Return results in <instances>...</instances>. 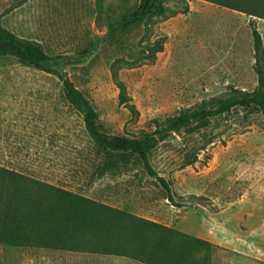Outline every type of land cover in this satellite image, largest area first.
I'll use <instances>...</instances> for the list:
<instances>
[{"label": "rangeland", "instance_id": "374dc122", "mask_svg": "<svg viewBox=\"0 0 264 264\" xmlns=\"http://www.w3.org/2000/svg\"><path fill=\"white\" fill-rule=\"evenodd\" d=\"M144 1L0 0V17L41 43L48 65L67 73L111 134L150 132L154 119L256 86L253 18L208 0H162L164 15L148 20L152 0ZM253 22L264 44V24ZM158 38L163 47L149 58L145 44ZM112 70L137 115L119 102ZM149 158L173 202L137 158L98 150L57 75L0 56V166L207 239L211 264H232L224 208L264 172L263 116L233 107L160 142Z\"/></svg>", "mask_w": 264, "mask_h": 264}, {"label": "trees", "instance_id": "16d2710c", "mask_svg": "<svg viewBox=\"0 0 264 264\" xmlns=\"http://www.w3.org/2000/svg\"><path fill=\"white\" fill-rule=\"evenodd\" d=\"M101 1L97 0L98 7ZM208 1L244 12L253 19L264 18V0ZM149 6L151 10L143 7L142 11L148 20L151 14L164 15L166 7L162 0H152ZM253 19L250 25L256 86L251 90L231 86L224 96L203 99L180 108L175 114L154 119L152 131L139 135L111 134L104 130L99 113L87 96L66 72L48 65L50 55L41 43L8 29L1 17L0 56H12L19 62L57 75L64 98L81 114L85 129L98 150L123 160L137 158L173 202L167 180L151 165V150L175 133L197 128L236 106L250 108L264 118V44ZM162 47L163 38L145 44L149 58ZM112 79L119 90V102L132 115H137L126 85L115 70H112ZM0 244L120 255L145 264H211L213 251V243L207 239L3 166H0Z\"/></svg>", "mask_w": 264, "mask_h": 264}, {"label": "crops", "instance_id": "0c3cea01", "mask_svg": "<svg viewBox=\"0 0 264 264\" xmlns=\"http://www.w3.org/2000/svg\"><path fill=\"white\" fill-rule=\"evenodd\" d=\"M257 19L264 24V18ZM224 211L228 213L226 233H231L230 236L226 234L225 243L226 251L231 253V263H242L251 258L255 264H264V172L248 184L236 199L226 204ZM243 241H250L249 246ZM0 264L145 263L120 255L0 244Z\"/></svg>", "mask_w": 264, "mask_h": 264}]
</instances>
